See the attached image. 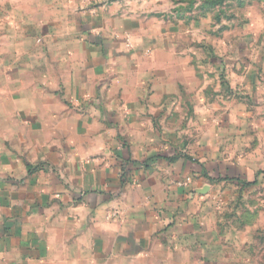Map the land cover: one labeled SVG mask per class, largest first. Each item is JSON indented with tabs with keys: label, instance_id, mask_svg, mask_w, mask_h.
I'll list each match as a JSON object with an SVG mask.
<instances>
[{
	"label": "crops",
	"instance_id": "obj_1",
	"mask_svg": "<svg viewBox=\"0 0 264 264\" xmlns=\"http://www.w3.org/2000/svg\"><path fill=\"white\" fill-rule=\"evenodd\" d=\"M38 1L1 54L0 264H253L226 252L264 253V212L222 244L205 219L218 184L264 188V116L216 133L196 52L136 3ZM219 102L229 124L254 120Z\"/></svg>",
	"mask_w": 264,
	"mask_h": 264
},
{
	"label": "rangeland",
	"instance_id": "obj_2",
	"mask_svg": "<svg viewBox=\"0 0 264 264\" xmlns=\"http://www.w3.org/2000/svg\"><path fill=\"white\" fill-rule=\"evenodd\" d=\"M48 1L52 5L59 4L58 10L66 14L67 10L60 5L67 4L69 0H46L45 3ZM71 1L81 2L76 4L89 6L92 10L117 0ZM205 1L208 0H122L126 6L131 2L132 5L136 3L140 9L144 8L145 16L141 18L149 21L151 26L156 25V30L161 28L165 42L175 44L176 51H181L185 46V50L196 52L199 58H195L194 65L201 72L203 104L214 101L211 103L213 106L219 105L213 115L218 118L217 124L221 121L222 126L219 123L220 130H215L216 133L228 134L229 130L246 134L249 130L257 132V121L264 116V0H242V3L238 0H224L202 14L197 9ZM36 3L39 4V1L0 0V68L6 42L18 36V21L24 18V12L33 11ZM216 14L220 16L219 19H216ZM227 83L231 87V98L218 93L220 87ZM218 100L237 102L241 110L255 116L254 120L250 118L244 125L242 122L229 124L225 117L228 112L225 104L218 103ZM207 125L202 123L203 132L210 129ZM183 129H189L186 123ZM213 190L219 193L209 200L210 209L207 211L209 214L205 225L216 227L222 237L221 244L231 229L257 224L258 213L264 212L263 187L255 185L239 193L233 187L218 184ZM226 192L235 194L227 198ZM257 247L255 245V250L251 251L247 247L226 253L239 260L251 256L252 263L257 264L264 254L263 249L258 250Z\"/></svg>",
	"mask_w": 264,
	"mask_h": 264
},
{
	"label": "trees",
	"instance_id": "obj_3",
	"mask_svg": "<svg viewBox=\"0 0 264 264\" xmlns=\"http://www.w3.org/2000/svg\"><path fill=\"white\" fill-rule=\"evenodd\" d=\"M222 1H224V0H208V1H205L199 6V8L197 10L200 11L202 14H205L208 11V9H211V7L213 5L220 4V3H222ZM238 2L242 3V0H238ZM219 18H220V16L218 14H216V19H219ZM122 146H124L123 143H122ZM152 157H155V155L152 156ZM151 161H152V158L148 157L141 164H143L145 166H148V164ZM237 183L240 185V187H244V186H248L249 185L247 182H244V181H238Z\"/></svg>",
	"mask_w": 264,
	"mask_h": 264
}]
</instances>
